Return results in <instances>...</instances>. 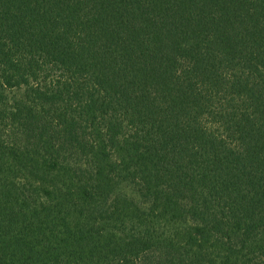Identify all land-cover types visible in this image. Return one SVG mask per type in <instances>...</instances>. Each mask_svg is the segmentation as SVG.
<instances>
[{"label": "trees", "instance_id": "obj_1", "mask_svg": "<svg viewBox=\"0 0 264 264\" xmlns=\"http://www.w3.org/2000/svg\"><path fill=\"white\" fill-rule=\"evenodd\" d=\"M0 264H264V0H0Z\"/></svg>", "mask_w": 264, "mask_h": 264}]
</instances>
